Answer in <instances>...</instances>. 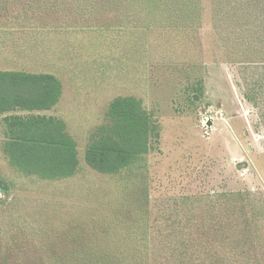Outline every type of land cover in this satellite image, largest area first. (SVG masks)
<instances>
[{
  "label": "rangeland",
  "instance_id": "374dc122",
  "mask_svg": "<svg viewBox=\"0 0 264 264\" xmlns=\"http://www.w3.org/2000/svg\"><path fill=\"white\" fill-rule=\"evenodd\" d=\"M202 2L195 30L166 27L139 5L126 32L98 34L88 29L96 14L67 0L46 23L62 27L23 28L22 19L0 29V70L61 80L59 103L39 114L66 123L79 155L70 178L23 175L3 152L0 116V264H70L86 247L125 240L147 246L149 264L183 263L185 245L196 264H264V91L247 100L240 63L241 50L264 48V23L217 19V0ZM126 96L142 101L159 136L131 168L101 174L85 152Z\"/></svg>",
  "mask_w": 264,
  "mask_h": 264
},
{
  "label": "trees",
  "instance_id": "16d2710c",
  "mask_svg": "<svg viewBox=\"0 0 264 264\" xmlns=\"http://www.w3.org/2000/svg\"><path fill=\"white\" fill-rule=\"evenodd\" d=\"M64 0H0V29H11V21H21L23 28L57 29L49 23L50 16L60 12ZM76 11L96 14L88 26L94 33L122 32L129 14H137L143 8L150 14L164 16L166 27L182 30L201 25L202 0H67ZM55 2V3H54ZM60 4V5H58ZM68 9V8H67ZM215 17L239 13L248 22L257 16L264 23V0H217ZM134 15V16H135ZM160 16V15H157ZM123 18V19H122ZM129 23V21H128ZM123 32H126L123 31ZM255 49L241 50L240 63L246 64L245 97L257 101L264 91V54ZM63 91L61 80L52 73H32L16 70H0V116H3V152L11 166L26 176L42 180H63L76 174L79 167L77 143L68 133L66 123L39 112L52 110L60 101ZM113 120L110 129L93 139L85 152V161L93 170L106 175L131 168L151 151L153 138L158 139V125L153 116L136 97L114 99L109 105ZM104 131V129H102ZM0 193L8 195V189L0 184ZM243 192L232 193L240 196ZM146 233V230L141 229ZM106 249L86 247L83 257L69 259L70 264H149L146 247L141 242ZM186 259L181 264H196L194 251L185 245ZM131 252H126V250ZM141 253V254H140ZM241 260V259H240ZM239 260V261H240ZM4 264V263H3ZM242 264V263H241Z\"/></svg>",
  "mask_w": 264,
  "mask_h": 264
}]
</instances>
